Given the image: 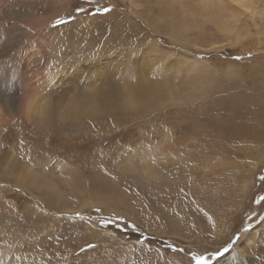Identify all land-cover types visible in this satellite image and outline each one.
<instances>
[{
  "label": "rangeland",
  "instance_id": "obj_1",
  "mask_svg": "<svg viewBox=\"0 0 264 264\" xmlns=\"http://www.w3.org/2000/svg\"><path fill=\"white\" fill-rule=\"evenodd\" d=\"M13 1L1 84L55 110L0 115V264H264V0Z\"/></svg>",
  "mask_w": 264,
  "mask_h": 264
},
{
  "label": "bare ground",
  "instance_id": "obj_2",
  "mask_svg": "<svg viewBox=\"0 0 264 264\" xmlns=\"http://www.w3.org/2000/svg\"><path fill=\"white\" fill-rule=\"evenodd\" d=\"M166 1V11L167 14L165 17H167V21H170L174 23V20L171 19V16H172V12L173 11H177L181 14V16H195V14L197 15V13H199V18L201 17H204L205 20L206 19H209V18H212L214 19L213 21H215L219 27V29L221 31L223 30H226L227 27L229 26V23H227V19L226 20V17H229L230 18V15L226 14L225 13V10H224V2H227L226 4H230V5H233V4H237L239 7H247V0H190L191 2H193L192 5H189L187 6L188 4L185 2V0H165ZM187 1V0H186ZM13 0H0V41L4 38V36H6L8 33V40H9V44H6V51L7 53L10 52V51H13L14 52V45H16L18 43V39L16 37H18V32L16 31V29H12L11 27L12 26H15V21L16 19L18 18V16L20 15L21 12H18V10H15L14 7H13ZM189 2V1H188ZM190 2V3H191ZM12 3V4H11ZM15 4H17L15 2ZM160 4V3H159ZM64 5V4H63ZM137 5V4H136ZM65 7V6H64ZM139 7V6H138ZM226 7V6H225ZM227 9V8H226ZM25 10V9H24ZM164 10V9H163ZM28 14L31 15V13L28 11ZM166 14V13H165ZM178 14V13H177ZM179 14V15H180ZM29 15V16H30ZM151 15V14H150ZM25 16V15H24ZM32 16V15H31ZM174 16V15H173ZM180 16V17H181ZM201 16V17H200ZM21 17V16H19ZM151 17V16H150ZM156 19H160V17L162 18V14L161 15H156V16H152ZM179 17V18H180ZM178 18V17H177ZM194 18V17H193ZM9 19H12L13 20V23L11 24L10 27H7L6 26V23ZM22 19V18H21ZM30 19V18H29ZM153 19V18H152ZM155 19V20H156ZM183 19V18H182ZM24 20V18L22 19ZM154 20V21H155ZM164 20V19H163ZM172 20V21H171ZM178 20V19H177ZM150 21V20H149ZM170 22H167V23H170ZM179 22V21H178ZM185 22V21H184ZM187 22V21H186ZM177 23V22H176ZM151 24V23H150ZM164 24V23H163ZM166 24V22H165ZM155 25H158L155 24ZM178 25V24H177ZM175 27H176V24H175ZM179 27V26H178ZM181 27V26H180ZM184 27V26H183ZM188 26H185L184 28H187ZM20 30V29H19ZM18 30V31H19ZM168 31V30H167ZM172 31L173 29L169 27V33L170 34V37H173L172 35ZM175 32H179L178 30L177 31H174V34ZM181 32V31H180ZM179 32V33H180ZM17 33V34H16ZM6 39V38H4ZM5 43V42H4ZM4 47V46H3ZM2 47L0 46V59L1 57L3 56H7V53L6 54H2ZM4 52V50H3ZM7 62V61H6ZM8 63V62H7ZM4 68V67H3ZM8 75V74H7ZM8 79V77H4V76H0V115L1 114H15V115H20L24 112H27V113H30V112H39L40 115H50L51 112H53V110L55 109H52V104L50 102H39V103H34V107L32 104L29 105V103H27V99L30 98V91L28 89H26L25 91L22 92L21 96H20V93L18 92V89H17V85L15 83V80L13 81L12 83V87L8 85L7 86H3L1 83L3 81V79ZM163 78V77H162ZM13 79V78H12ZM8 81V80H7ZM5 82V81H4ZM11 84V83H10ZM6 85V84H4ZM28 88V87H27ZM30 89V88H29ZM148 89V88H147ZM162 89V88H161ZM98 90V89H97ZM122 90V89H121ZM139 90V89H137ZM166 90V89H165ZM99 91V90H98ZM182 91V90H181ZM169 92V91H168ZM167 92V93H168ZM99 93V94H98ZM96 94L93 93V98H92V102L90 104V108L92 109H98V107H101L102 104L104 103H110V102H115L117 103L118 99L117 97L113 98V101H108L107 100V95L104 93V92H98ZM123 93V92H122ZM135 93V91H134ZM16 94H19V97L18 98H15L14 96L12 95H16ZM115 94H118V93H114ZM138 94V93H137ZM166 94V92H165ZM169 94V93H168ZM121 95V93L119 94V96ZM124 95V94H123ZM147 95V94H146ZM144 95V96H146ZM172 95L171 93L168 95L170 96ZM139 96V95H138ZM153 96L152 94H149L148 95V98L147 101L148 102H151L153 100ZM181 96H184V95H181ZM122 97V96H120ZM119 97V98H120ZM141 97V96H140ZM140 97H137V100L140 98ZM147 97V96H146ZM186 97V96H185ZM168 98V97H167ZM184 98V97H183ZM180 99V98H179ZM44 100V99H43ZM71 100V99H70ZM123 100V99H122ZM121 100V102H122ZM46 101V100H45ZM136 101V100H135ZM181 101V100H180ZM120 102V103H121ZM130 102V101H129ZM137 102V101H136ZM81 101L78 103V102H75L74 103V99L72 101H68L67 104H66V108L69 109V110H76L77 106L80 105ZM134 103V102H132ZM126 104V103H125ZM142 104V103H141ZM54 105V104H53ZM123 105V104H121ZM120 105V106H121ZM65 106V105H64ZM118 106V107H120ZM126 106V105H125ZM113 107H117L114 106ZM123 107V106H122ZM64 108V107H63ZM59 109V108H57ZM80 111V110H79ZM67 113L69 111H66ZM65 112V113H66ZM71 112H75V111H71ZM81 113V112H80ZM88 113V112H87ZM33 114V113H32ZM255 233V232H254ZM245 240L247 243H251L254 241V238L252 236V234H247L240 242H237L238 243H245ZM235 247L237 246H234L233 249H235ZM247 249V248H246ZM227 255V254H226ZM215 256H217L215 254ZM243 257V256H242ZM228 257L227 256H224L222 257L221 259L217 260V262H215V264H231L228 262ZM261 259V258H260ZM264 259V258H263ZM25 261H29V258L26 259ZM263 261V260H262ZM259 264H262V263H259Z\"/></svg>",
  "mask_w": 264,
  "mask_h": 264
},
{
  "label": "snow or ice",
  "instance_id": "obj_3",
  "mask_svg": "<svg viewBox=\"0 0 264 264\" xmlns=\"http://www.w3.org/2000/svg\"><path fill=\"white\" fill-rule=\"evenodd\" d=\"M58 23H59V21H58ZM249 55L251 56V53H249ZM201 59H203V58H201ZM161 67H162L161 65H157L158 69ZM21 159H22V157H21ZM106 175H111V174L106 172ZM111 178L115 179V177H111ZM262 179H264V177H262ZM261 201H264V197L261 198ZM261 223L264 224V220H262ZM245 231H247V229H245ZM237 239H239V237H237ZM88 247H94V245L89 244ZM198 260L201 262V264H207V262L203 260V257H198Z\"/></svg>",
  "mask_w": 264,
  "mask_h": 264
}]
</instances>
